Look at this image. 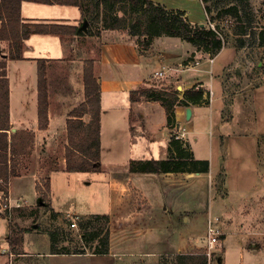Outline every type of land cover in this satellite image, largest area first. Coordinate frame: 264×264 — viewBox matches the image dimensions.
Masks as SVG:
<instances>
[{
	"label": "crops",
	"instance_id": "1",
	"mask_svg": "<svg viewBox=\"0 0 264 264\" xmlns=\"http://www.w3.org/2000/svg\"><path fill=\"white\" fill-rule=\"evenodd\" d=\"M154 1L171 9L184 10L190 19L188 10L184 6V2L190 0ZM199 1L204 7L203 1ZM21 18L23 22L59 23L76 26L78 30L74 34L63 36L53 33L31 34L24 40V58L22 59L10 58V42L0 40V60H6V74L0 75V127H4L0 128V153L5 152L8 166L18 170L17 175L11 174L10 176L8 193L12 199L11 203L13 200L15 203L17 202V196L21 194L20 191L27 180L33 182L35 193L40 195L41 190L36 188L37 174H42L40 171L44 166L47 168V164L50 162L48 159L50 156L48 157L47 152L51 151L53 143L56 142V135L60 130L66 135L65 146L68 145L67 120L71 117V111L86 101L84 65L88 59L94 61V75L97 77L101 88V146L106 128L110 131L117 128V132H120L122 125L125 124L127 127L123 132L130 136L132 145L137 146L133 149L135 151L134 159H145L141 158L144 156L142 152L148 150L151 144L157 140H162L164 144V149L158 150V153L167 156L170 127L167 125V113L164 105L161 101L149 99L144 95L133 101L131 91L152 87L176 88L179 95L182 96L186 89L200 83L203 85V90L211 89L213 91V99L209 103L202 102L190 106L192 110L190 118L187 117L188 107L180 105L175 107L176 122L183 128L184 138L187 139L190 133L197 134L203 131L200 121L204 117L201 116L200 109L204 105H209L211 121L212 118L216 120L214 113H212V109H215L217 112L213 111L217 113L219 121H230L235 124L236 130L231 133L236 134L238 131L240 136H243L242 138L252 134L254 140H252L251 145L255 156L257 155L258 137L264 135V130L250 131L244 125L245 122L249 124L252 119H256V113L252 112L250 103L251 96H255L256 90L258 91L263 84L255 87L256 77L250 78L247 75L250 73L249 69L252 67V62L250 59L244 58L243 50L246 47L237 48L234 46L230 59L217 63L218 56L224 49L213 55L214 60L211 62V58H203V52L198 51L195 45L176 36H157L147 48H143L135 40H107L106 37L110 30L106 29L99 35L90 33L81 8L72 4L23 0ZM194 23L200 22L195 21ZM1 24L2 21L0 20V26ZM39 58L47 59L50 120L47 128L40 127L38 117L37 60ZM189 59L198 60L199 64L193 69L182 70L181 64ZM233 65L239 73L238 77L230 75V67ZM168 67L170 69L165 78L159 82L153 79L156 70ZM29 73L31 80L28 78ZM6 88L9 90L7 112L6 96H4ZM225 112L230 113L228 120H225ZM82 118L89 122L91 112H85ZM142 120L145 124L144 127L141 126L142 124H138L142 123ZM136 130L138 132L142 130L140 136L136 135L138 133ZM220 132V140L217 143L218 148L215 154L218 155L222 165H224L229 148L226 146L223 137L228 132L222 130ZM241 143L243 145L246 142L243 140ZM138 152L142 155H137ZM39 158L40 160L37 161ZM31 160L36 161V164L39 162L41 168L30 172L36 166L33 162L31 163ZM58 162L60 168L66 169L64 156ZM29 164L31 169L29 167V172L24 173L23 168ZM127 168L128 172L125 173L129 177L127 180H123L122 177L119 179L112 177L109 181L111 189L116 194V200L112 203L108 214L113 216L117 206L124 207L121 213L124 219L121 220V234L118 238H114L112 234L108 253H96L87 250L84 252H56L52 250L51 241L44 250H25L24 246L29 243H26L24 238L18 243L13 241V229L20 227L23 235L30 234L31 230H25L27 227L19 220L21 218L19 213L12 215L11 209L0 207V248H2L1 242L3 241L6 243V247L3 249L13 254L10 256L9 253H0V264H142L141 260L145 261V264H158L157 259L160 254L188 252L185 249L186 244H181L183 241L181 239L182 234L178 230L181 225L175 231L177 239L173 245H170L169 239H167V244L170 246L160 247L161 241L164 240L162 239L157 242L158 244L154 248L146 247L149 237H154L157 232L165 234L170 230L168 208H163L161 201L157 200L154 193L148 189H143L142 186L135 185L130 178L142 176L143 179L145 176V180L149 182L156 179L159 181V178H162L164 183L172 184L177 177L208 174H186L170 171L140 172L131 171L126 166ZM130 186L137 190L131 191L133 188ZM131 192H136V195L134 196ZM4 195V192L0 190V199L5 197ZM39 201L43 203L41 200ZM142 201L145 204H142ZM7 209L9 212L4 211ZM180 217L177 218L178 224L181 220ZM182 220L184 221V215H182ZM186 221L189 222V219ZM16 223L19 226L15 225ZM242 224V220L232 217L230 224L226 225L222 221L220 226L221 228L224 226L225 233L229 230H243ZM262 226L260 223L257 226L260 229H254V231H262ZM206 227L207 223L202 236H205ZM131 231L135 232L132 234ZM226 239L225 237L223 242ZM127 256L135 258L126 259Z\"/></svg>",
	"mask_w": 264,
	"mask_h": 264
},
{
	"label": "rangeland",
	"instance_id": "2",
	"mask_svg": "<svg viewBox=\"0 0 264 264\" xmlns=\"http://www.w3.org/2000/svg\"><path fill=\"white\" fill-rule=\"evenodd\" d=\"M247 2L249 12L243 10L238 18L223 13L220 18L212 22L208 19V16L206 18V11L199 0L184 2V6L188 10L190 20L193 23L195 21L203 23L204 21V24L216 28L220 33V37H225L226 44L223 47L224 50L218 56L217 63L230 59L233 54V47L238 48L237 44L240 37L235 33L238 26H243L247 32L251 30L253 32L254 30V34H256L254 42L251 40L253 36L250 37L249 34L243 35L246 44L243 54L245 59L248 58L252 62V67L249 69L250 73L247 75L250 78L256 77L254 82L256 86H254L263 85L260 86L258 91L256 90L255 96H251L250 103L253 109L251 110L256 113V119H252L249 124L245 122L244 127L250 129V131L258 132L264 130V46H260L258 43V33L264 29V0H247ZM233 3L238 4L241 10L243 9V0H210L207 6L211 8V15H217L222 8H226ZM120 7H115L110 14L123 16L124 13L119 9ZM104 12L102 10V14ZM126 16L128 17V22H130L132 11L127 12ZM102 19L103 16L100 17L99 21L92 22L91 32L94 34L100 32L101 34L104 30L109 29L107 40H135L138 43L141 41L142 36L131 33V26L119 29L104 28ZM211 57L208 53H203V58L209 59ZM28 71L30 72V69ZM237 72L234 65L230 67L231 76L236 75L238 77L239 73ZM28 78L31 80L30 73ZM153 79L158 82L161 81L160 78L155 76ZM200 110L201 116L204 117L200 121L203 131L197 134H188L187 139L189 141L186 138L182 140L188 146L189 144L191 145L197 158L210 160V171L205 173L208 175L195 176L193 174L191 176L177 177L172 184L164 183L162 178L153 182L146 181L145 176L143 179L142 176L130 178L135 185L142 186L143 189H148L154 193L157 200L161 201L163 208H168L170 230L165 234L157 232L154 237H149L146 247L154 248V246H157V242L162 239L164 240L161 241L160 247L166 248L173 245L177 239L175 231L181 225L178 230L182 234L181 239L183 241L181 244H186V251L203 250L205 236H202V233L209 215L211 214L213 218L219 217L220 223L224 221L226 225L230 224L232 217H234L243 221L241 225L243 230H229L223 234L222 248L217 251V255L221 257V264H264V234L262 233L264 232V135L258 137L259 149L256 158L251 145L252 140H254L252 134L242 138L243 136H240L238 131L236 134L231 133L236 130L235 124L230 121H219L217 113H215L217 110L215 109H212V113H214L216 120L211 117V121L209 105H204ZM224 117L225 120H228L230 113L225 112ZM138 124H142L141 126L145 125L143 120L142 123ZM126 127L127 125H122V131L120 130V132H117V128L113 131L105 129L103 145L101 146V171L71 172L60 168L58 160L62 156L65 157L66 148V135L60 130L56 135V142L53 143L51 151L47 152L48 157L50 156L47 168L44 166L40 171L42 174H37L36 182L41 187L40 195L35 193L33 182L27 180L20 191L21 194L17 196L18 200L16 203L14 200L11 203L12 199L9 193L7 197L4 195L5 197L0 199L4 204L5 201L9 203L8 199L10 198L12 215L19 213L21 216L19 220L27 228H31L30 234L27 235L22 234L20 227L19 229L15 228L16 235H22L20 238H24L26 243H29L24 246L25 250L39 251L46 249L47 244L51 241L50 231L58 230L61 231V234L56 246L65 252L75 251L83 243L80 240L82 229L79 226L82 216L92 213H108L110 211L112 203L116 200V194L111 189L109 181L112 177L118 179L122 177L124 178L123 180H127L129 177L125 174L128 172L126 166L129 167V163L135 158L133 149L137 146L132 145L130 136L123 132ZM221 130L228 132L223 137L226 146L229 148L224 165H222L218 155L215 154ZM136 131L138 132V130ZM174 132L175 127L170 128V137ZM140 133H142V130L136 135L140 136ZM243 140L246 143L242 145L241 141ZM160 149H164V144L162 140H157L154 144H151L148 150L142 152L144 156H141V158L146 159L150 156L155 158L166 157L165 154L158 153ZM142 154L137 153V155ZM32 162L36 164V161L31 160ZM36 166L31 169L29 164L23 168V172H29V167L31 169L30 172L41 168L39 162H37ZM49 176L51 179L50 190L48 188ZM130 188L133 187L130 186ZM136 190L135 188L131 189V191ZM118 192L120 194L119 190ZM132 194L135 196L136 192ZM39 200L43 203H40ZM257 203L260 204L258 205ZM142 204H145V202L142 201ZM123 208L117 206L113 216L109 215L110 242L112 234L114 238H118L121 234V220L124 219L122 217L123 214H121ZM4 211L9 212L8 209ZM182 215H184V221L182 220ZM178 216H181L179 224L177 221ZM186 219H189V222ZM73 221L77 223L74 227L71 225ZM260 223L263 225L262 231H254V229H260L259 227L257 228ZM15 225L18 224L16 223ZM221 230L225 231L224 226H222ZM134 232L131 231L132 234ZM225 237L227 239L223 242ZM167 239H169L170 245L167 244ZM97 242L95 240L87 243L86 250L95 251ZM1 247L5 248L6 243L2 241ZM159 257L157 263L159 262ZM129 258L135 257H126V259ZM141 262L145 264V261L141 260Z\"/></svg>",
	"mask_w": 264,
	"mask_h": 264
},
{
	"label": "trees",
	"instance_id": "3",
	"mask_svg": "<svg viewBox=\"0 0 264 264\" xmlns=\"http://www.w3.org/2000/svg\"><path fill=\"white\" fill-rule=\"evenodd\" d=\"M23 0H0V40L10 42V58L22 59L24 40L33 33H53L59 35L74 34L78 27L59 23H29L23 22L21 18V3ZM43 3H60L78 5L84 18L88 21L89 32L92 22L99 21L103 16L104 28L119 29L131 26V33L142 36L139 44L143 48L150 46L152 40L161 35L180 37L197 47V50L213 56L219 53L226 44L225 37H220L216 28L210 25L193 23L186 12L181 9H171L154 0H28ZM208 19L212 22L225 13L233 17H239L245 10L249 12L247 0H243V9L238 4H230L222 8L217 15H211V8L207 6L210 0H202ZM123 11V16L111 15L115 7ZM102 10L105 12L102 14ZM132 11L131 21L128 22L126 13ZM240 38L238 48L244 47L243 35L249 34L254 42V30L245 31L243 26H238L235 32ZM97 32L96 35H99ZM259 45L264 46V29L258 33ZM250 42V43H252ZM38 63V117L41 128L49 126V92L47 79V59L39 58ZM6 60H0V75L6 74ZM6 80V79H4ZM6 82V81H5ZM84 82L86 101L71 111V117L67 120L68 145L65 149L67 171H101V88L97 77L94 75V61H85ZM7 84V83H6ZM9 90L6 88V112L8 109ZM141 95L153 100H159L165 107L167 113V125L173 128L177 122L175 118V107L177 105L190 107L194 104L209 103L202 89L195 86L184 91L182 96L176 88H141L131 91V99L137 100ZM91 112V119L86 122L82 117L85 112ZM4 128V127H0ZM6 135V132L4 133ZM7 142V140H6ZM6 153H0V190L7 196L9 192V181L11 174L17 175L18 170L9 167ZM129 170L140 172H182V173H208L210 161L206 158H197L189 144L177 139L172 133L168 153L164 158L150 157L146 159H133L129 163ZM37 190H41L39 184ZM50 190V182L48 186ZM108 213H92L83 215L79 221L82 229L80 240L82 245L73 252L86 251L87 243L97 240L96 253H108L110 250V231ZM31 228H25L30 230ZM15 232V230L13 229ZM13 232V233H14ZM61 231L51 230L50 239L52 250L65 252L57 247ZM21 236L12 235L13 241L19 242ZM158 264H208V257L199 251L163 253L159 255Z\"/></svg>",
	"mask_w": 264,
	"mask_h": 264
},
{
	"label": "built area",
	"instance_id": "4",
	"mask_svg": "<svg viewBox=\"0 0 264 264\" xmlns=\"http://www.w3.org/2000/svg\"><path fill=\"white\" fill-rule=\"evenodd\" d=\"M213 56L211 57L210 61L213 62ZM199 64L198 60H192L189 59L186 62L182 63V70L184 69H193L195 68L197 65ZM170 68H162L159 70H156L154 72V76L156 78H165L168 74V70ZM177 70H179V68H176ZM196 89H202V84L200 83H196V85H194ZM203 90V89H202ZM204 91V96L206 98H208L209 102L213 99V91L211 89ZM175 137L177 139H184V135L185 132L183 130V128L176 124L175 126ZM9 203L7 201L3 202L0 200V207L2 208H7L10 209V207L12 206V204H10V198L8 199ZM71 225L74 227L77 225V223L75 221H73L71 223ZM221 226H220V218L219 217H215L213 218L211 215L208 218L207 221V227H206V233H205V246L203 250H200L199 253H202L204 255H206L208 257V264H221V257L220 255H217V251L221 250L222 248V236L224 234V232L221 230ZM264 234V232H262ZM261 233V234H262ZM0 253L1 254H5V253H9L10 256H13L12 253L7 252V250L0 248Z\"/></svg>",
	"mask_w": 264,
	"mask_h": 264
},
{
	"label": "water",
	"instance_id": "5",
	"mask_svg": "<svg viewBox=\"0 0 264 264\" xmlns=\"http://www.w3.org/2000/svg\"><path fill=\"white\" fill-rule=\"evenodd\" d=\"M86 24H88V21L86 20ZM201 25H204V23H200ZM191 112H192V110H191V107H188L187 108V117L188 118H190V116H191Z\"/></svg>",
	"mask_w": 264,
	"mask_h": 264
}]
</instances>
